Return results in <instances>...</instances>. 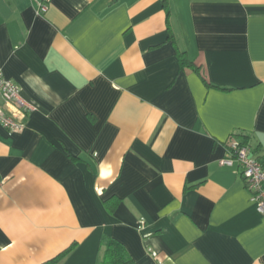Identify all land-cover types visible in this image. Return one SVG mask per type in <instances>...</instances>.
I'll list each match as a JSON object with an SVG mask.
<instances>
[{
  "label": "crops",
  "instance_id": "1",
  "mask_svg": "<svg viewBox=\"0 0 264 264\" xmlns=\"http://www.w3.org/2000/svg\"><path fill=\"white\" fill-rule=\"evenodd\" d=\"M0 68L33 107L0 127V264H98L107 237L133 264H264L220 164H264V0H0Z\"/></svg>",
  "mask_w": 264,
  "mask_h": 264
},
{
  "label": "built area",
  "instance_id": "2",
  "mask_svg": "<svg viewBox=\"0 0 264 264\" xmlns=\"http://www.w3.org/2000/svg\"><path fill=\"white\" fill-rule=\"evenodd\" d=\"M46 5L39 6V12L46 11ZM0 103L12 106L13 113L7 112L0 104V127L8 132H17L24 128L23 117L32 111L33 107L24 101L19 93V87L11 79L5 77L0 68ZM250 147L240 143L227 145L225 157L220 164L234 167L242 177L249 192V199L254 203L258 213L264 214V164L250 155Z\"/></svg>",
  "mask_w": 264,
  "mask_h": 264
},
{
  "label": "trees",
  "instance_id": "3",
  "mask_svg": "<svg viewBox=\"0 0 264 264\" xmlns=\"http://www.w3.org/2000/svg\"><path fill=\"white\" fill-rule=\"evenodd\" d=\"M181 62L185 60L184 53L179 52ZM102 254L98 264H133L123 243L116 238L107 237L102 241Z\"/></svg>",
  "mask_w": 264,
  "mask_h": 264
}]
</instances>
